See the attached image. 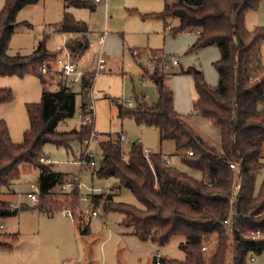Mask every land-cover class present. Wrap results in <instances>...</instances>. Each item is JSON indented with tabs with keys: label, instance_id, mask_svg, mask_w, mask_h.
Segmentation results:
<instances>
[{
	"label": "trees",
	"instance_id": "1",
	"mask_svg": "<svg viewBox=\"0 0 264 264\" xmlns=\"http://www.w3.org/2000/svg\"><path fill=\"white\" fill-rule=\"evenodd\" d=\"M39 0H6L0 12V74H39L49 61L61 56L59 49L47 47L49 35L39 42L30 54L9 53V42L17 27L18 12ZM77 7L95 8L93 0H65ZM262 0H165L161 12L145 16L157 17L170 25L173 34L196 30L198 37L190 51L215 45L220 57L214 62L218 72L217 85H211L200 68L190 66L180 73L194 78L197 98L193 102L196 113L209 118L216 126L221 148L209 144L175 108L174 91L167 85L168 73L160 67L171 62L172 56L163 50H149L154 70L145 69L144 76L155 81L158 98L148 104L137 96L135 107L119 103L120 116L133 117L139 124L159 129L162 140L176 142L185 163L200 170L202 179L195 178L173 166L161 153L145 155L142 143L134 142L129 154L123 151V134H102L99 141L100 158L93 169L99 178H115L117 184L109 194L100 193L93 199L105 211L123 215L121 224L132 226L133 233L142 240L152 239L161 246L173 237L184 240L180 248L185 258L164 257L162 264H246L249 257L264 251V178L257 188V178L264 158V62L262 44L264 28L250 30L246 16L257 10ZM29 25V23H24ZM62 33H82L77 41L66 45L72 52L83 54L88 49L89 32L85 22L70 13L56 25ZM93 80L85 77L81 92L82 115L91 116L87 92ZM78 92L74 86L60 84L55 89L45 88L39 103L27 104L30 126L23 140L15 143L5 120L0 119V228L3 219L12 217L24 208L2 198L4 187H9L12 171L23 162L39 168L40 195L37 207L47 213L64 210L69 203L79 202L78 182L67 174L56 171L50 163L40 160L42 148L52 142L68 149L72 142L81 146L94 131L92 125L82 123L78 129L58 131V124L76 112ZM13 92L0 88V104L10 102ZM189 151L192 154H189ZM236 163L233 169L230 164ZM67 181L71 189L56 197L54 187ZM122 188L129 189L142 204L117 201ZM82 234L90 232V223L83 218L77 224ZM0 234H3L0 229ZM16 233L9 237L16 240ZM12 244L0 241V247ZM203 246H208L203 251Z\"/></svg>",
	"mask_w": 264,
	"mask_h": 264
},
{
	"label": "rangeland",
	"instance_id": "2",
	"mask_svg": "<svg viewBox=\"0 0 264 264\" xmlns=\"http://www.w3.org/2000/svg\"><path fill=\"white\" fill-rule=\"evenodd\" d=\"M177 1V0H171ZM95 8L77 7L66 3L65 0H39L22 8L17 14V27L9 42V53L30 54L39 42L49 35L47 47L51 50L60 48L61 56L68 54L74 58L81 69L96 70V60L99 47H89L83 54L72 52L66 45L75 42L83 36L82 33L68 34L59 32L56 25L63 19L65 13H70L79 21L85 22L91 31L90 39L95 40L96 34L107 31L103 46V57L106 68L93 78L91 91L87 92V99L92 95L94 112L90 116H83L81 105L85 92L78 85L76 99V112L74 116L61 121L58 131H70L81 127L82 123L92 125L99 134L90 148L100 158L99 141L102 134H123V151L127 155L134 142H141L143 147L152 153L166 155L168 161L177 169L202 179L200 170L188 166L181 154L186 150H179L176 142L171 139L162 140L157 127L139 124L133 117H121L119 103L129 105L132 101L137 106V96L144 98L148 104H153L158 98V89L154 80L144 76L145 69L153 72L150 62L149 50H163L175 57L179 64L169 67H160L169 76L167 85L175 93V108L196 131L211 145L221 148L220 137L213 122L194 111L193 102L197 98L194 78L190 74L180 71L189 66L203 70L207 81L217 85L218 72L214 65L219 58L220 51L217 46L204 47L198 51H190L193 43L191 31L173 34L170 28L157 17L145 16L148 13H158L164 9L165 0H107L96 2ZM6 0H0V12ZM29 23V25L24 24ZM178 19H170L172 26ZM247 27L255 30L264 28V0L257 10H251L246 16ZM262 60L264 62V42L262 44ZM176 72V74H174ZM0 88H9L13 92L10 102L0 104V119L6 121L12 140L19 143L23 140L25 131L30 126L27 104L39 103L45 88L55 89L57 85L43 79L39 74L27 73L20 75H1ZM192 104V109L190 108ZM264 107V105H263ZM85 142H72L68 149L64 145L46 143L42 148V157L50 159L56 171L77 177L81 183L79 202L74 207L69 205L75 213L76 227L72 219L63 214L61 210L47 213L31 201L28 193L33 191V184H37L40 170L31 163L23 162L16 167L10 175L11 185L4 187L3 199L9 200L13 205H23L19 213L6 217L1 227L0 241L12 244L9 248L0 247V264H154L153 254L159 251L164 257L184 259L185 253L180 248L183 237H173L164 246L152 239L142 240L133 233L132 226L121 224L123 215L118 211H105L100 202L94 203V209L100 217L93 218L84 212L81 204V194L89 193L91 188L103 190L100 193L109 194L112 187L117 184L115 178H99L93 175V169L81 167L74 161L80 158ZM257 178V188L261 186L264 178V158ZM64 181L63 183H66ZM71 186L64 192L52 191L56 197L65 195ZM117 201L143 207L136 196L127 188H122L115 196ZM82 205L87 204L82 201ZM83 218L90 223V232L82 234L78 229L79 219ZM6 231V232H4ZM16 233V240L9 234ZM253 257V259H252ZM249 257L246 264H264V251Z\"/></svg>",
	"mask_w": 264,
	"mask_h": 264
},
{
	"label": "built area",
	"instance_id": "3",
	"mask_svg": "<svg viewBox=\"0 0 264 264\" xmlns=\"http://www.w3.org/2000/svg\"><path fill=\"white\" fill-rule=\"evenodd\" d=\"M96 2H103V1H107V0H95ZM106 36H107V31L97 34L95 40H89L88 41V48L89 47H96L99 46L100 48V52L99 55L97 57L96 60V70L95 72H91L89 70L86 69H81L79 68L77 61L71 57L70 54H68L67 56L64 57H59L58 59L49 61L48 63H46L42 68H41V73L45 78H48V81H50L52 84L55 85H60V84H65L68 86H82L83 80L85 77H89L93 80V78L95 79V76L102 73L103 70L106 68V61L105 58L103 57V46L106 40ZM178 60L175 57L171 58V63L173 64H178ZM53 64H56L58 67L54 68ZM165 68L169 67V63L164 65ZM155 66L152 65V69H154ZM92 87L89 89V91H91ZM88 109L93 111L94 110V100L92 95L89 96V100H88ZM94 112V111H93ZM90 122H93V120L90 118L89 119ZM99 136V134L95 131H93V133L91 134V136L89 138H87L85 140V148L84 150H82L81 152V156L80 158H78L77 160H75V163H78L81 165V167H85L87 169H94L97 164H98V158L96 156V154L92 151V149L90 148L91 143L97 139V137ZM145 155L149 156L151 154V152L147 149H145ZM189 154H192L191 151H189ZM167 158V157H166ZM40 160L42 162H50V159L46 158V157H41ZM168 160V159H167ZM230 166L233 169H237L238 166L236 163H231ZM74 181L78 182V186L79 188H81V183L79 182L78 178L75 176L73 177ZM71 186V183H59L57 184L55 188H57V191L59 192H64L66 191V189L68 187ZM32 187L34 188L33 191L29 192L27 195L29 197V199H31V201L36 202L39 198L40 195V186L39 184H33ZM54 189L52 191H54ZM103 190H101L100 188H96L93 187L91 188L89 193L86 194H81V204L80 206L82 207V209L84 210L85 213H87L88 215H90L93 218H98L100 217V213L97 209H94V201L93 199L95 198V196L97 194H100V192H102ZM82 201L85 202L87 205L83 206L82 205ZM63 214L70 217L74 222H76V217H75V213L71 210V209H64L62 210ZM203 251H207L208 250V246H203ZM164 256L157 251L156 253L153 254V260H154V264H162ZM253 259V257H252Z\"/></svg>",
	"mask_w": 264,
	"mask_h": 264
},
{
	"label": "crops",
	"instance_id": "4",
	"mask_svg": "<svg viewBox=\"0 0 264 264\" xmlns=\"http://www.w3.org/2000/svg\"><path fill=\"white\" fill-rule=\"evenodd\" d=\"M170 25L171 24H168V25H166L165 24V28H170ZM105 32V31H104ZM189 32V31H188ZM191 33L193 34V43H194V41L196 40V38L198 37V34H199V32L198 31H196V30H193V31H191ZM68 34H73V33H70V32H68V33H64V36H65V41H66V38L68 37V36H70V35H68ZM74 34H76V33H74ZM78 34V33H77ZM108 34V33H107ZM90 35H91V31L89 30V32L86 34V36H87V38H88V40H90ZM97 35V34H96ZM192 43V44H193ZM212 46H215V45H212ZM99 47V46H98ZM100 48L101 47H99V52H100ZM219 57H220V55H219ZM219 58H217V60H218ZM216 61V60H215ZM78 62V61H77ZM172 65H177V64H173V63H171ZM178 64H179V62H178ZM53 67L54 68H57L58 66L56 65V64H53ZM190 67V66H189ZM188 67H185V68H183V69H187ZM174 74H176V72L174 73ZM169 76H172V75H169ZM168 76V77H169ZM218 79H219V76H218ZM215 86V85H214ZM174 102H175V93H174ZM129 105H131V106H133L134 105V103H132V101H129ZM176 106V105H175ZM191 109H192V104H191V107H190ZM147 149V148H146ZM147 150H149L151 153H152V151L150 150V149H147ZM164 155V154H163ZM166 156V155H165ZM263 160V159H262ZM262 160H260V164L262 165ZM9 201V200H8ZM73 221V220H72ZM73 223L75 224V227H76V222H74L73 221ZM2 228H3V230L6 228V225L5 224H2ZM4 232H6V231H4Z\"/></svg>",
	"mask_w": 264,
	"mask_h": 264
}]
</instances>
